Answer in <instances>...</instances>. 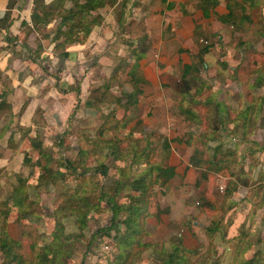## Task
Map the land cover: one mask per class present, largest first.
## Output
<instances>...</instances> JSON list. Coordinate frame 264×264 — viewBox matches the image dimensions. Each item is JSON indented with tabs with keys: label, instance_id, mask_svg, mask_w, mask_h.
<instances>
[{
	"label": "rangeland",
	"instance_id": "1",
	"mask_svg": "<svg viewBox=\"0 0 264 264\" xmlns=\"http://www.w3.org/2000/svg\"><path fill=\"white\" fill-rule=\"evenodd\" d=\"M49 1L50 0H45L46 3H48ZM83 1L84 0H79V2ZM132 1L133 0H109V2L107 3L106 0L105 4H103L102 2L100 3L101 5H99V7L91 9L93 10L91 11L92 16L89 14V18L98 17L99 15L102 19L106 18L108 15L110 18H118L119 15H121L123 9H125V7H127L128 5L132 4ZM236 1L242 2L243 7L248 6V2H243L241 0ZM226 2V0H220L219 3L224 4L226 8ZM66 5L67 7L65 6V10L68 11L71 8L72 3H68ZM233 11L238 18L241 13V10L239 8H234ZM241 15L242 17H246L248 21L244 20L243 23L238 25L237 28L235 27V25H220V27L224 29V32L219 35L216 34L212 37L204 35V39L202 38L203 40L201 43V47L210 44L213 45V48L209 52L214 51L216 57V60L214 57H211V61L210 59H207V64L209 66H215L218 69V72L216 71L217 73L210 74L208 69L206 70L205 67L201 68L200 77L205 82V84H207L206 90L202 95L205 98L208 93H210L213 102H217L218 100L222 101L223 105L220 104V106L211 107L212 109L216 110L213 113L216 114L214 116H217L218 114V118L221 119L222 122H224V119L227 118L226 107L229 108L228 113L231 117L229 118L233 121L236 116H234L231 111L233 110V112H235L237 111V109H240V104L243 102V100L246 99L251 100L253 102L256 101V104H259V108H261V111L259 112V117L255 119V122L250 123L249 126L243 125L241 126L243 127L242 129L239 128L235 132L233 130L230 131V126L221 127L220 129L215 131V125H217V123L213 121L214 117L211 115L203 114L202 116H200V121L189 120L187 115L181 111V97L179 98V100H181L180 102H178V104L176 103V101H172L171 106L159 104V106L156 107L154 105L157 103L142 104L141 101V105L139 104L136 107L137 110L135 112L130 111L127 113L129 119L134 116L135 119L129 122V124H127L126 129L131 130L137 138L143 137L144 139H149V137L152 136H162L163 139L164 137H166L170 142V146L185 147L186 149H184L187 151V154L190 157L192 156L195 147H197L199 150L205 149L208 151V149H212L215 146V142H206V137L208 135H215L216 137L220 136V138L223 139V142L228 143V146L230 148L235 147L239 148L237 150H240L242 146H245L246 149L249 147L256 149L255 153L257 154L254 157L247 156V159L249 158V163L247 162V159L243 160V164L235 162L239 164L238 168H241L242 165L245 166L246 164L247 167L250 164H255V168H258V165H264V154L261 153L264 148V105L260 104L261 101H264V79L263 81H261V88L255 89L253 92H251L253 95L251 98L250 94L248 95V92H250L249 87L254 84V81L256 79V74L253 73V70L256 69L255 64L256 62L258 64L261 63L260 65L264 63V0L263 5L260 8L257 7L253 10L247 8V10ZM217 16L220 15L216 14L213 17L215 21H218ZM124 18V23L121 26L122 28H120L122 35H127L126 38L133 34L136 36V38L141 36V31L138 25H135L136 27H134L135 23L133 20L138 18V14H136V11L130 12L127 10V13ZM102 19L97 20V22L102 24ZM58 23L59 19L53 23H50V25L46 28L39 27L37 35L40 33V31H42V33L44 34L42 38L48 37L40 41L44 43L42 45L43 47L46 46L50 49L53 47V45H50V40L52 36H55V27ZM107 27L108 26H106L105 24L102 30H106ZM82 34L83 31L78 32V36H81ZM27 35V32L24 33L25 37ZM114 35H121L119 33V29L114 33ZM39 37L41 38V35ZM34 38V35L30 37V39L32 40H34ZM76 44L74 43V45ZM141 44L149 46L145 40L142 41ZM70 48L71 46L67 47L66 51ZM50 49H48V51ZM60 51L61 50H53L54 54L56 55H62L64 54V52H66L65 50L63 52ZM91 57H89L88 59L86 58L87 69V63L89 62V59ZM116 58L117 59L111 60L112 63L109 67L107 74L97 75L96 86L98 88L100 86H103L104 84H110L107 89L109 93L107 97H119L121 92H128L130 91L131 87L130 79L127 76V72L129 71L130 66L134 62L133 56L131 54H121L118 57L116 56ZM60 61L63 62L62 60ZM93 61L95 62V66L99 67V69H103V64L97 63L96 60ZM196 61H198L197 57L192 60V62ZM118 65H120L124 69L121 71L118 80L109 82V79L112 76V70ZM216 87H220L221 91H216ZM144 89L146 88L144 87ZM99 95L100 94H97V96ZM248 96L249 98H247ZM105 100H107V98H105ZM142 100L145 101L146 97H143ZM98 106L100 108L98 109L100 114L98 113V111H96L94 114H89L88 116L86 115V112L90 111L89 108H81L83 109V112H81V109L79 110L80 107L77 106L75 111L73 113H70L66 117L65 125L59 128L55 127L56 132H53V135L49 138L43 137L42 129L47 125L43 119V116L39 114L37 116L38 121L43 123L44 126L43 128L37 127V130H35L36 135L39 136L38 141H40L45 150H50L52 155L56 156L57 159L73 160L79 153L80 147H83V149L86 150V143H88L86 142V137L90 139L89 142L95 139L99 126L102 124L105 116L113 108L112 105L109 106V103L107 102H103ZM85 108L88 110H85ZM161 110H164V117H166L169 122L162 123L158 121ZM123 114L124 112L122 110L117 111V115L119 118H121ZM199 115L201 114L199 113ZM137 120L139 121V123H136ZM18 130V127H16V131L13 132L15 135H12L11 137H9V139H0V213L5 212L7 210V199L10 197L12 189L16 185H18V180L27 179V184L34 185L35 180L33 173L35 174L38 171L37 166H35L38 153H36L35 151L32 152L31 147L30 152L25 150L23 151V147H25V144L29 146L30 141L28 135L26 136V134H24V131L20 130L19 133ZM243 131L245 133H243ZM242 133L245 140L244 142ZM105 135L110 136L113 135V133L109 132ZM156 141H158L159 143ZM156 141L153 142V145L155 146L153 163H159L160 165L165 167L167 166V164L165 163L166 154L161 151V140ZM16 142H18V144ZM125 144L127 145V143ZM15 145H22V147L13 151L12 147H14ZM8 148H10V151L8 150ZM208 152L211 153V150H209ZM25 158H27V161H24ZM83 159L85 167H94L95 162H93V159L91 157L87 160L86 157ZM111 160L112 158H109L108 161L105 162L107 163V166H110L112 164ZM41 163L44 164L43 161H41ZM179 164L180 163H177V165ZM48 166L54 167V164L51 163ZM116 166L122 167V164L116 163ZM190 166L196 169L192 165ZM234 168L236 171L241 170L242 172V170H244V167L243 169H238L236 167ZM137 173L138 170L133 172L131 178H136ZM110 177L111 182L109 184L114 182L117 178L114 171H111ZM176 178H178V176H176ZM71 179L72 178H69L65 182L56 183L54 185L43 186V184H39L37 185V187H31V185H27L29 187L25 186L26 193L28 196V202H32L34 204L32 208L34 215H31L29 218L27 217V219H29V222L31 223L30 225L20 224L17 221V213L15 209L10 210L7 219H2L0 216V237H2V231H6L10 240L17 244V246L19 245V248L17 250L18 254L22 255L23 259L30 262V264L38 263L39 260L37 259V254L41 249L43 250V246L46 244H50V246L47 247V251L49 253H57V257L60 261V264H112V261L118 254V251H120L118 249L120 248L118 245V241L119 238L125 234L124 224H118L116 227L117 231L111 230L108 236L104 234L95 235V233L98 232L97 230L109 226L111 219V214L109 212L104 211L101 213L94 214L92 218L88 220L87 226L84 228V230H80L79 223L77 222L76 213L71 211L68 204H66L68 200L66 194L64 193L65 188H71V186L73 185ZM99 182L104 183V180L99 177ZM174 184L179 185V189H183L187 186L185 184L182 185V181H174L173 183L169 181L165 186L155 188L156 196L153 201L159 204L160 198L165 196L164 191L167 192L166 188H172ZM199 185L200 182H197L196 184L191 185V188L188 186L186 188L187 192L189 193L185 196L187 205L193 209L195 208V216L197 218L198 225L199 223H201V226H196L195 228L191 229L193 232V237L191 238L194 239V241L190 243L191 245H187L192 248L191 250L200 248L205 258L209 253V242H214L210 241L208 235L204 233V230L207 228V226L213 220L216 221L221 219L223 224L222 226H227V232L225 235L227 236L229 228L233 226L227 225V220L230 218H234L236 220L235 226L230 229L232 230L234 227H237L236 224L240 223L243 220V217L242 213L241 215L234 214L231 211L234 208H232L226 215L224 214L222 217L220 215V206L217 207L218 210H216L215 208L214 211L209 212L212 206H208L211 203H207L206 200H208L209 197H206L205 194H207L208 196L210 195V192L206 191L205 189L204 193H201L199 191ZM222 185H219V189ZM221 188L224 189V186H222ZM219 189L217 188L216 190L217 196H215V200L221 202V196L218 194V192L222 194L223 191L221 192ZM130 192V189L123 191L118 199V202L120 204L118 220H120L121 222L126 218L127 215V207L122 204H125L126 195L130 194ZM260 197L262 200H264V190L261 191ZM222 202L224 203L223 200ZM214 204L215 202H213V205ZM225 208L226 206L222 210V213L224 212ZM250 208V206H242L241 204L238 205L235 210L239 209L240 211H249ZM1 209H3V211H1ZM253 209L254 207L251 210ZM234 212L236 213V211ZM202 217L203 219H200ZM57 224H60V226L63 228L62 236L55 232V225ZM190 225L191 224H186V226L184 225V227H191ZM235 228L233 229L234 231L237 230H235ZM178 233L179 232L169 236L168 241L170 242V248L167 249L168 252H170L174 243L178 240ZM152 236L153 235L151 233L150 236H148L147 238L145 237V242L148 241L151 244L155 243L157 246V250L160 248L158 245H162L163 248V237L156 235V238H158L159 240L158 242H155L156 239L152 238ZM226 239L227 238H225V240ZM217 242H219H215L218 246L217 249H215L216 245H213V243L211 244L214 246V250H216L215 257H217V254L219 253L221 254V258H213L212 262L210 263V260L207 264H216L217 262H219L220 264H236L235 262L237 260L235 259L233 251L232 253L228 252L230 244L224 243L219 239L217 240ZM223 243L225 245H223ZM31 247L33 252L31 251ZM160 251V249L158 251H153L151 249L150 252L143 253V256L138 261H141L140 264H158V262L156 261L157 259L155 257V252L158 253ZM253 254L254 249L250 253H245L242 256L243 259L241 261H243L245 264H250L255 259V256H253ZM29 257H32V262L29 260ZM2 259L3 256L0 255V264H2ZM136 261L137 259L134 262ZM138 261L136 263H138Z\"/></svg>",
	"mask_w": 264,
	"mask_h": 264
},
{
	"label": "trees",
	"instance_id": "2",
	"mask_svg": "<svg viewBox=\"0 0 264 264\" xmlns=\"http://www.w3.org/2000/svg\"><path fill=\"white\" fill-rule=\"evenodd\" d=\"M105 1L106 0H84L83 2H79V0H50L46 3L45 0H32V27L27 26L26 32L28 35L24 37L23 44L28 46V39L34 35L36 48L33 50L38 56V53L42 51V44L40 41L48 38H42L44 35L42 31L37 35L39 27L46 28L50 23H53L58 19L59 23L55 27L56 31L54 30L55 36H52L50 40V45H53L52 52L53 50H61L60 52H63L64 50L66 51L67 47L74 45V43H85L92 26L96 24L97 20L102 19L100 15L98 17L89 18V14L91 15V11H93L91 9L99 7L102 2L105 4ZM226 1V9L228 13L221 19L219 16L218 19L220 22L228 24L229 26L235 25L236 28L238 25L242 24L244 20H247L246 17H242L241 15L247 10V8L253 10L257 7L260 8L263 5V0H241L243 2H248L247 7H243L242 2L236 0ZM108 2L109 0H107V3ZM219 2L220 0H200L198 1L197 6L205 11H213L219 5ZM68 3H72V5L67 11L65 10V6L67 7L66 4ZM234 8H239L241 10L238 18L233 11ZM6 19L7 16L4 20ZM80 31H83V34L78 36V32ZM40 35L41 38L39 37ZM143 46L146 45L142 44L132 50V53L134 52V54L131 55L133 56L134 62L127 72V76L131 83L130 91L121 92L119 97H107V95H109L107 91L110 86L109 83L90 91L84 107L98 110L99 104L107 102L109 103V106L112 105L113 108L105 116L102 124L99 126L95 139L89 142L90 139L86 137V142H88L86 143V150H84L83 147H80L79 153L73 160L57 159L56 156L52 155L50 150L44 149L40 141H38V135L35 134V137L29 138L30 147L33 151L38 153L35 163L38 171L35 174L33 173L35 184H27V179H19L18 185L12 189L10 197L7 199V212H1L0 216L2 219H7L10 210L15 209L17 213V221L20 224L30 225L31 223L27 217L29 218L31 215H34V212L32 211L34 204L28 202L25 186L29 187L31 185V187H37L39 184H43V186L54 185L72 178L71 181L73 185L71 188H65L64 193L68 200L66 204H68L71 211L76 213L77 222L79 223L81 231L84 230L87 226L88 220H90L94 214L104 211L111 214L110 224L106 228L97 230L98 232H96L95 235L104 234L108 236L111 230L117 231L116 227L118 224L122 223L125 225V234L120 237L118 241L120 247L118 249L120 251H118L112 264H140L141 261L138 260L141 259L143 253L150 252L151 249L153 251L161 250L158 253L155 252L158 264H207L210 260L211 263L213 258H221V254H217V252V257H215L216 250H214L213 246L216 245V243H219L217 242L218 239L224 243L230 244L228 252L232 253L233 251L235 259L237 260L235 262L236 264H245L241 261L243 259L242 256L249 251V246H243L245 238L247 237L245 226L241 225L239 227V234L236 237L228 239L227 236H225L227 226H222L221 219L216 221L213 220L204 230V233L208 235L210 241H214L209 242V253L205 258L200 248L194 250L186 249L180 240H177L174 243L170 252H165L162 245H158L160 248L157 250L155 243H146L144 240V238L148 236L145 228L146 218L154 216L158 218L160 215L167 214V210L160 209L159 204L155 203L153 200L156 196L155 188L165 186L167 182L174 177V169L171 167L164 168L159 163H153V155L155 152V146L153 145L154 141L161 140V151L166 155L170 154L171 146L166 137L163 139L162 136H152L149 137V139H144L143 137L137 138L131 130L126 129L127 124H129L130 121L127 113L130 111L135 112L137 110L136 106L139 102V96L142 94L141 86L146 83L140 72L139 62L141 57L140 55L138 57L135 54V51L145 52V50L142 49ZM212 48L213 45L211 44L203 46L200 50L198 61L192 62L191 65H185L181 70L179 78L180 82L184 84L180 92L182 96L180 104V106H182L181 111L187 115L189 120L195 121H200V116L203 114L211 115L214 117L213 121L217 123V125H215V131L221 127L230 126V131L233 130L235 132L239 128L242 129L243 127L241 126H249L250 123L255 122V119L259 117L261 108H259V104H256V101L253 102L245 99L240 104V109H237L235 112H233V110L231 111L234 116H236L235 119L233 118V121L230 120L231 117L228 113L229 108L227 107V118L224 119V122L218 118V114L217 116H214L216 114L213 113L216 110L211 107H216L217 102L212 101L210 93H208L205 98L203 97L202 94L205 92L207 84H205L200 77L201 68L204 67L203 55L207 54ZM65 57L66 55H64L63 58ZM260 64L261 63L258 64L256 62V69L253 70V73L256 74V79L254 84L249 87L250 92H248V95L250 94V98L253 96L251 92L255 89L261 88V81L264 79V63L262 65ZM123 69L124 68L120 65L114 67L109 82L118 80ZM97 94L100 95L97 96ZM105 98H107V100H105ZM247 98H249V96ZM260 104L264 105V101H261ZM9 110H11L10 103H8L6 99L2 100L0 102V113ZM118 110L124 112L121 118L117 115ZM39 112L38 114H41ZM199 113L201 115H199ZM18 129L24 131L26 136L30 133V129H22L21 127H18ZM109 132L113 133V135L106 136L105 134ZM243 133L245 132L243 131ZM206 139V142H215V146L212 149H208V151L211 150V153L205 149L199 150L195 147L192 156L189 158V165L198 169L201 173L202 179L207 182L206 191H209L210 195L207 196L209 198L206 201L207 203H211L208 206H212L209 212L214 211L215 208L218 210L217 207L220 206L221 214H219L222 217L235 207L236 203L233 201V198L238 196L237 193L240 185L244 187L248 186V180L245 179L244 170H242V172L241 170H238L235 173H232L230 171V166L235 162L243 164L244 156L246 154L254 157L257 153H255L256 149L249 147L245 150V153L240 156L237 150L239 148H230L228 143L223 142V139H221L220 136L216 137L215 135H208ZM244 141L243 136V142ZM125 143H127V145ZM263 152L264 148L261 153ZM85 157L86 160L90 157L93 159V162H95L94 167H85L83 159ZM109 158H112V164L107 166V163L105 162L108 161ZM24 161H27V158H25ZM41 161H43L44 164H42ZM51 163L54 164V167L48 166ZM116 163L122 164V167L116 166ZM250 168H252V165ZM136 170H138L137 176L132 179L131 175ZM111 171H114L117 178L114 182L109 184L111 182ZM99 177L104 180V183L99 182ZM220 177H228V179L224 182L223 192L221 191L222 194L218 192L221 196V202H218L215 200V196H217V188L219 189L217 183ZM263 188L264 186H255L250 196L249 193L247 194V201L249 200L248 202L251 207V217L254 216V213L259 207L264 205V202L260 200V194L261 191H263ZM127 189H130L131 192L126 195L125 204H122L127 207V215L121 222L118 220L120 207L118 199L121 193ZM213 202H215L214 205ZM225 206L226 208L222 213ZM253 207L254 209L251 210ZM1 211H3V209H1ZM230 224L231 221L228 219L227 225ZM62 230L63 228L60 224L55 225V232L60 236H62ZM2 233V237H0V255L3 256L2 264H30V262L23 259L22 255L18 254L17 250L19 245L17 246V244L10 240L6 231L3 230ZM225 238L227 239L225 240ZM211 243H213V245ZM224 243L223 245H225ZM49 246L50 244L44 245L43 250L41 249L38 252L37 259L39 261L37 264H60L57 253L54 252L51 254L47 251V247ZM217 248L218 246L216 245L215 249ZM31 251L33 252L32 247ZM256 254L258 253L256 252ZM31 259L32 257L29 260L31 261ZM136 259L138 263H136L137 261L134 262ZM216 264L220 263L217 262ZM250 264H258V260L254 259Z\"/></svg>",
	"mask_w": 264,
	"mask_h": 264
},
{
	"label": "crops",
	"instance_id": "3",
	"mask_svg": "<svg viewBox=\"0 0 264 264\" xmlns=\"http://www.w3.org/2000/svg\"><path fill=\"white\" fill-rule=\"evenodd\" d=\"M198 1L200 0H133L131 5L123 9L118 18H110L108 15L102 19V24L96 22L85 43L71 46L62 55H56L51 52L52 48L42 46V51L37 56L33 50L36 48L34 40L29 38L28 46L23 44L27 26L32 27V0H0V102L6 99L11 105V110L0 113V139H9L12 135L14 136L16 127L31 129L28 138L35 137L36 128L44 126L38 121L39 111L47 125L42 129L43 137H51L53 132H56L55 127L65 125L66 117L73 113L77 106L80 107L79 110L84 109L90 91L97 88V75L108 73L111 60L117 59L116 56L121 54L133 55L132 50L142 45L141 42L144 40L150 47L143 46L142 49L145 52L135 51L136 56L141 57L140 72L146 81L141 86L142 94L139 96L140 102L137 106L141 101L142 104L157 103L154 105L156 107L159 104L171 106L172 101L178 104L182 99L180 91L183 84L179 78L182 68L185 65H191L192 60L199 57L204 35L212 37L224 32L220 25L225 23L220 22L219 16L217 20L220 23L215 21L214 15H220L221 19L228 13L224 4L219 3L213 11H205L198 8ZM127 10L136 11L138 14V18L133 20L134 27L138 25L141 31V36L137 38L134 34L126 38L127 35L121 33L120 28L124 23ZM6 16L7 19L4 20ZM104 23L108 27L103 31ZM116 28L121 35H114L118 30ZM41 44L44 43L41 42ZM213 52L203 56L204 67L210 74L218 72L217 67L207 64V59L211 61V57L216 60L215 52ZM64 55H66L65 59ZM89 57L91 58L87 63V69L86 58ZM93 60L103 64V69L95 66ZM216 89L221 91L220 87ZM143 97H146L145 101L142 100ZM220 104L223 105L222 101L218 100L216 105L220 106ZM83 109L80 111L83 112ZM85 110L88 109L85 108ZM96 111L99 113V110L90 108L86 115L94 114ZM164 116V110H161L158 121L169 122ZM134 119L135 116L131 117L129 122ZM136 123L139 121L137 120ZM18 132L20 133V130ZM21 147L22 145H15L12 150ZM184 148L171 146L170 154L166 155L167 166L165 167L174 169V177L170 181L172 183L182 181V185L185 184L190 188L191 185L200 182L199 191L204 193L207 182L202 179L198 169L189 165L190 156ZM8 150L10 151V148ZM24 150L29 152L32 150V148L30 150V143L29 146L25 144ZM245 150V146H242L238 154L242 156ZM247 156L248 154L244 156V160ZM248 160L249 158L247 162ZM177 163L180 164L177 165ZM238 165L233 163L230 171L234 173L236 171L234 167L238 168ZM250 166L251 164L248 167L247 164L241 166V168L244 167L248 186L240 185L238 196L233 200L236 203L235 207L231 210L234 214L242 213L243 220L236 224L237 227L234 228L237 230L234 231V228L230 229L235 226L236 220L230 218V225L233 226L229 228L227 238L236 237L239 234V227L244 225L247 237L243 246H249L247 253L254 249L253 256L258 260V264H264V205L258 208L253 217L250 210H235L241 204L249 207L247 194L249 193L250 196L255 186H264V165H258V168H255V164H252V168ZM227 179L228 177H220L217 184L222 185ZM187 186L183 189H179V185L176 184L172 188L167 187V192L164 191L165 196L159 201L160 209L167 210V214L160 215L158 218L155 216L146 218L145 228L149 233L148 236L152 233V238L156 239L155 242L159 240L156 235L162 236L165 252H168L167 249L170 248L169 236L177 232H179L178 240L186 249L191 250L192 248L187 245H191L190 243L194 241L191 238L193 237L191 229L201 226V223L198 225L195 208L187 205L185 199V196L189 194ZM205 196L207 197V194ZM260 200L264 202L261 197ZM186 224H191V227H184Z\"/></svg>",
	"mask_w": 264,
	"mask_h": 264
},
{
	"label": "built area",
	"instance_id": "4",
	"mask_svg": "<svg viewBox=\"0 0 264 264\" xmlns=\"http://www.w3.org/2000/svg\"><path fill=\"white\" fill-rule=\"evenodd\" d=\"M221 187H222V186H221ZM221 187H220V189H219L220 191H222V190H223V188H221Z\"/></svg>",
	"mask_w": 264,
	"mask_h": 264
}]
</instances>
